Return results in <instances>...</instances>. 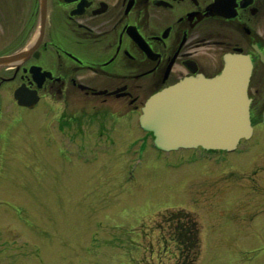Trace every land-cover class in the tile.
<instances>
[{
	"label": "flooded vegetation",
	"instance_id": "af4514ba",
	"mask_svg": "<svg viewBox=\"0 0 264 264\" xmlns=\"http://www.w3.org/2000/svg\"><path fill=\"white\" fill-rule=\"evenodd\" d=\"M229 54L252 65V135L231 153L181 152L199 170L189 183L204 212L232 201L262 237L264 0H0V146L22 141L42 114L52 119L42 130L76 152L153 163V136L139 125L149 98L186 78L217 76ZM189 228L175 229L187 246Z\"/></svg>",
	"mask_w": 264,
	"mask_h": 264
},
{
	"label": "rangeland",
	"instance_id": "374dc122",
	"mask_svg": "<svg viewBox=\"0 0 264 264\" xmlns=\"http://www.w3.org/2000/svg\"><path fill=\"white\" fill-rule=\"evenodd\" d=\"M50 121L38 114L0 146V264H264L257 222L232 201L204 212L182 152L102 161L43 131ZM189 220L187 246L175 229Z\"/></svg>",
	"mask_w": 264,
	"mask_h": 264
},
{
	"label": "water",
	"instance_id": "95a60500",
	"mask_svg": "<svg viewBox=\"0 0 264 264\" xmlns=\"http://www.w3.org/2000/svg\"><path fill=\"white\" fill-rule=\"evenodd\" d=\"M251 63L227 55L220 75L187 78L152 96L142 110L141 127L164 151L182 148L228 150L252 133L248 85Z\"/></svg>",
	"mask_w": 264,
	"mask_h": 264
},
{
	"label": "trees",
	"instance_id": "16d2710c",
	"mask_svg": "<svg viewBox=\"0 0 264 264\" xmlns=\"http://www.w3.org/2000/svg\"><path fill=\"white\" fill-rule=\"evenodd\" d=\"M191 223H192L191 220H189V221H188V224H189V227H190V228H189V229H190V232H189V234H188V243H189L190 245L192 244L191 241H192V240L194 241V239H193L192 237L195 236L194 234H192V231H191V229H192V228H191Z\"/></svg>",
	"mask_w": 264,
	"mask_h": 264
}]
</instances>
